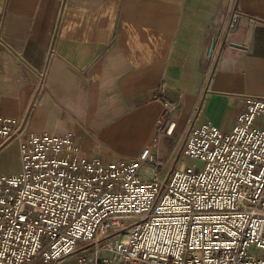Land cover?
Listing matches in <instances>:
<instances>
[{"label":"crops","instance_id":"crops-1","mask_svg":"<svg viewBox=\"0 0 264 264\" xmlns=\"http://www.w3.org/2000/svg\"><path fill=\"white\" fill-rule=\"evenodd\" d=\"M245 95L264 97V0H0V114L31 108L27 131L72 130L87 156L152 144L170 165L166 118L230 131ZM20 171L0 136V174Z\"/></svg>","mask_w":264,"mask_h":264},{"label":"built area","instance_id":"built-area-1","mask_svg":"<svg viewBox=\"0 0 264 264\" xmlns=\"http://www.w3.org/2000/svg\"><path fill=\"white\" fill-rule=\"evenodd\" d=\"M244 102L230 131L189 120L164 175L152 144L104 160L72 130L27 131L31 108L0 114L22 162L0 174V264H264V97ZM176 126L166 118L163 131Z\"/></svg>","mask_w":264,"mask_h":264},{"label":"rangeland","instance_id":"rangeland-1","mask_svg":"<svg viewBox=\"0 0 264 264\" xmlns=\"http://www.w3.org/2000/svg\"><path fill=\"white\" fill-rule=\"evenodd\" d=\"M183 130H184V128L182 126L176 132L174 131L173 136L171 137L172 142L173 143H177V146H176L175 151H174V155L172 157L173 159L170 162L171 164L169 163L170 165H163L162 159L159 157V160H160L161 165H162L160 171H161V173L163 175L166 173L167 169L174 167L175 165H177L176 163L180 161V160L178 161V159H175V155H178V149H177V147L179 146L180 140H181V138L183 136ZM184 162H185V164H188V165H194L195 163L200 164V162L198 160H195V159L190 158V157H185L184 158ZM146 174H147V169H145V170H143L141 172V175L143 177H145Z\"/></svg>","mask_w":264,"mask_h":264},{"label":"water","instance_id":"water-1","mask_svg":"<svg viewBox=\"0 0 264 264\" xmlns=\"http://www.w3.org/2000/svg\"><path fill=\"white\" fill-rule=\"evenodd\" d=\"M233 45H235V46H239L238 44H236V43H233Z\"/></svg>","mask_w":264,"mask_h":264}]
</instances>
